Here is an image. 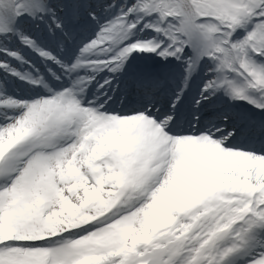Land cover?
<instances>
[{"label": "snow or ice", "instance_id": "6c2138e0", "mask_svg": "<svg viewBox=\"0 0 264 264\" xmlns=\"http://www.w3.org/2000/svg\"><path fill=\"white\" fill-rule=\"evenodd\" d=\"M0 264H264V0H0Z\"/></svg>", "mask_w": 264, "mask_h": 264}]
</instances>
